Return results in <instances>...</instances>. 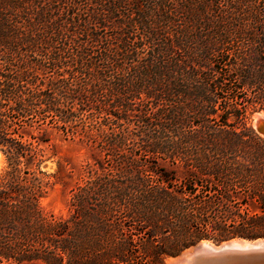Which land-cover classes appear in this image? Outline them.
I'll return each instance as SVG.
<instances>
[{"label": "trees", "instance_id": "obj_1", "mask_svg": "<svg viewBox=\"0 0 264 264\" xmlns=\"http://www.w3.org/2000/svg\"><path fill=\"white\" fill-rule=\"evenodd\" d=\"M256 111L264 0H0V264H166L264 237ZM53 129L90 153L58 215Z\"/></svg>", "mask_w": 264, "mask_h": 264}, {"label": "rangeland", "instance_id": "obj_2", "mask_svg": "<svg viewBox=\"0 0 264 264\" xmlns=\"http://www.w3.org/2000/svg\"><path fill=\"white\" fill-rule=\"evenodd\" d=\"M259 113L261 112L256 111L251 115L252 125H254L256 115ZM47 134L50 138V143H51V146H49L50 149L48 148V154L49 153H54V154L49 159L45 160L42 163L41 168L46 172H57L58 177L61 180L55 183L53 187L48 191L47 195L42 199V204L45 210L58 215L66 212L67 201L69 198V190L77 179L78 169L82 166V164L85 163L87 159L90 158V153L87 147L82 145L77 139L65 137L59 131L53 129ZM58 164H60L62 167L59 168ZM4 165H5V160L3 156V162L0 167V173L3 170ZM171 257L172 256H169L166 259V264L168 262L167 260ZM19 264H43V263L33 261V262H23Z\"/></svg>", "mask_w": 264, "mask_h": 264}, {"label": "water", "instance_id": "obj_3", "mask_svg": "<svg viewBox=\"0 0 264 264\" xmlns=\"http://www.w3.org/2000/svg\"><path fill=\"white\" fill-rule=\"evenodd\" d=\"M254 127L264 135L263 113L256 115ZM169 259L167 264H264V237L199 240Z\"/></svg>", "mask_w": 264, "mask_h": 264}, {"label": "bare ground", "instance_id": "obj_4", "mask_svg": "<svg viewBox=\"0 0 264 264\" xmlns=\"http://www.w3.org/2000/svg\"><path fill=\"white\" fill-rule=\"evenodd\" d=\"M254 125H255V122H254ZM2 162H3V156H2V153L0 152V167L2 165ZM171 259H169L170 261ZM168 261V260H167Z\"/></svg>", "mask_w": 264, "mask_h": 264}]
</instances>
